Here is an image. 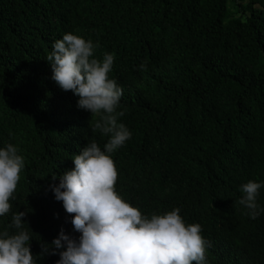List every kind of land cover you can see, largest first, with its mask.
Segmentation results:
<instances>
[{
    "label": "trees",
    "instance_id": "16d2710c",
    "mask_svg": "<svg viewBox=\"0 0 264 264\" xmlns=\"http://www.w3.org/2000/svg\"><path fill=\"white\" fill-rule=\"evenodd\" d=\"M65 33L114 57L131 132L111 154L116 192L145 215L179 208L201 226L206 264H264V212L236 203L240 185L264 181V0H0V147L24 159L0 229L23 211L30 252L61 229L79 237L49 185L107 136L51 79L45 59Z\"/></svg>",
    "mask_w": 264,
    "mask_h": 264
},
{
    "label": "clouds",
    "instance_id": "9594fccd",
    "mask_svg": "<svg viewBox=\"0 0 264 264\" xmlns=\"http://www.w3.org/2000/svg\"><path fill=\"white\" fill-rule=\"evenodd\" d=\"M97 47L91 40L65 33L52 43L45 59L56 85L78 97L79 109L97 117L89 123L91 131L107 136L103 149L94 140L88 142L71 159L74 166L49 185L54 199L72 214L79 237L71 238L61 229L51 244L41 242V250L30 252V235L22 220L25 212H13L10 223L0 229V264H36L34 257L45 254H51L45 264H206L207 242L199 224H186L179 208L142 214L116 192L111 154L130 139L131 132L118 122L124 113L117 110L122 88L109 77L114 57L104 53L97 59ZM138 70H146V65L142 62ZM23 168L15 145L0 147V217L12 207ZM262 187L264 181L253 180L239 187L242 195L236 203L247 209L250 219L264 212L257 203Z\"/></svg>",
    "mask_w": 264,
    "mask_h": 264
}]
</instances>
